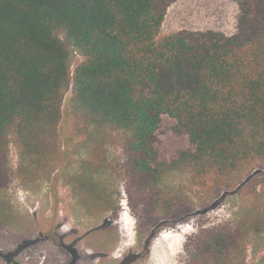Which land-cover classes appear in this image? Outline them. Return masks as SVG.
<instances>
[{
    "label": "trees",
    "instance_id": "16d2710c",
    "mask_svg": "<svg viewBox=\"0 0 264 264\" xmlns=\"http://www.w3.org/2000/svg\"><path fill=\"white\" fill-rule=\"evenodd\" d=\"M176 1L0 0L1 223L11 220L3 191L12 175L28 188L61 172L87 217L116 212L102 179L105 144L116 135L129 207L149 223L182 220L196 207L184 188L165 184L171 174H187L202 194L237 188L235 227L199 232L188 264H245L247 240L264 234V0H239L233 35L159 37ZM64 114L77 142L71 161L59 138ZM163 116L191 145L170 161L155 146Z\"/></svg>",
    "mask_w": 264,
    "mask_h": 264
},
{
    "label": "rangeland",
    "instance_id": "374dc122",
    "mask_svg": "<svg viewBox=\"0 0 264 264\" xmlns=\"http://www.w3.org/2000/svg\"><path fill=\"white\" fill-rule=\"evenodd\" d=\"M239 14V0H177L165 13L159 37L179 31L230 36L237 30ZM80 61L76 55L73 64ZM174 124L168 116L161 119L155 145L160 159L170 161L179 151L191 148L186 137L173 132ZM59 138L66 160L77 158L72 154L77 142L67 131L65 114ZM122 142L121 136H112L104 149L107 167L102 179L115 194L116 212L87 217L71 197L61 172L28 188L12 175L3 191L5 211L11 220L0 222V264H188L189 244L199 232L235 227L242 209L237 188L217 195L202 194L191 186L185 173L167 176L165 184L184 188L196 202L194 211L179 221L143 220L139 211L129 207L121 175ZM87 151L84 149L80 155L85 156ZM9 160L14 174L17 152L12 145ZM68 166L66 162L61 171ZM263 255L264 234L250 237L245 264H258Z\"/></svg>",
    "mask_w": 264,
    "mask_h": 264
}]
</instances>
